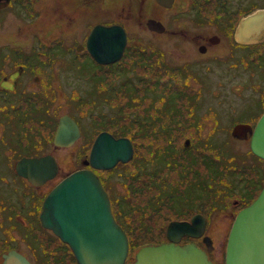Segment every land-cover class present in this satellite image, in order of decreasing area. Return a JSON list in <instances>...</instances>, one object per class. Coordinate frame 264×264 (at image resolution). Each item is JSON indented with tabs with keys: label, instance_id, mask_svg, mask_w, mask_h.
Segmentation results:
<instances>
[{
	"label": "rangeland",
	"instance_id": "rangeland-1",
	"mask_svg": "<svg viewBox=\"0 0 264 264\" xmlns=\"http://www.w3.org/2000/svg\"><path fill=\"white\" fill-rule=\"evenodd\" d=\"M60 1L61 0H36L33 2L32 0H13L10 5L6 4L7 6L4 3H0V53L6 50L13 51L18 49L19 47L14 45L15 42L24 45L27 49L30 48V45H34L31 49L44 51L45 45L42 44L43 41L34 42L33 35H41L46 39L52 34L64 32L66 36L65 39L67 40L68 38L71 41V36H77L79 33L81 34L84 30L82 17H72V13L69 11L67 17H70V19L67 17L65 18L64 12L68 13V10ZM145 1V8L149 11L152 10L153 14L156 12L155 16L159 17V20L165 24L168 33L155 37L151 35L150 32H145L143 27L138 24V17H128L125 28L129 35L132 32L136 42L139 35L143 39L153 36L157 38L156 41L158 45L166 50L168 59L172 64L188 62L191 71L201 80L198 87L203 96L199 99V106L195 114L197 113L201 118L208 109H211L209 112L216 115L217 124L213 119H210L207 123V128H201V136L196 135V137L190 138H198L202 142L201 144L210 147L204 149L208 155L213 154L218 157L220 152H224V155H220L216 161L213 158L209 160V163H212V165L214 163L223 164V166L218 165L215 167L217 172L212 170L213 174L216 173L219 177V185L225 183L223 179L226 176L232 177L230 182L239 185V183L243 182L241 178L248 179L254 175L251 166L256 169L262 168L264 171V162L252 156L249 149V140H235L230 134V128L233 123L252 124L258 114L264 110V56L257 61H251V57L255 58L256 54L264 52V40L261 42L262 44L260 43V45L253 49V53L251 54L247 55L246 51L239 49L231 52L232 47L229 43L230 41L232 42L231 38L233 34L230 36V33L233 27L230 28L229 24L226 22L229 15H233L234 19L232 22H234L236 26L238 20L243 14L247 13V11L264 8V0H175V6L167 11L158 9L155 2L152 3L150 0ZM125 3V5L133 3L136 8H138V3H136L135 0H125ZM25 5L34 7L36 12L33 16L32 14L24 15L23 9ZM141 8L143 9V7ZM196 11L197 13H195ZM198 13L200 19H204L202 20L204 23H200L196 18ZM92 14L93 13L90 14L91 17L89 22L99 20L93 16L95 14ZM30 16L36 18L34 22L30 23L26 20L30 19ZM60 16H62L63 19H61ZM112 17L114 16L112 15ZM213 20L218 22H214ZM221 22L226 24L223 25ZM183 33H186V35H182ZM214 34L220 37V43L211 46L208 44V37ZM173 35L180 37L173 38ZM6 41L9 43L13 42L9 47L3 46ZM199 44L207 45L206 54H203V56L198 52L197 48ZM9 51L6 55L11 54ZM207 57L209 58L207 59ZM65 58L64 60L57 59V62L54 64L57 70L60 71V78L58 77L60 80H57V93L61 97L60 92H63V98L58 99L60 103H58L56 109H58L60 113L68 112L76 120H79L83 125L84 134L82 138L78 139L75 145L76 147L54 152L61 166V172L57 180L64 176L65 171L75 168L77 164L80 165L78 161L84 158L85 153L89 152V148H87L85 144L92 141L99 130L108 129L112 132L117 131L116 128L119 127L121 120H116L115 118H123V115L115 117L113 114L114 112L118 113V111L113 105L115 103L123 104L127 99L126 95L128 93L124 87H122L121 90H114V92L103 88V91L98 93L100 84L98 74L100 71L94 66L96 63L91 61L93 59L87 58L85 61H82V55L73 58L74 64L70 71L69 67L66 66ZM80 64L82 67H79ZM61 66L63 69L60 68ZM119 74L120 76L117 78L118 84L122 82L121 71ZM96 79H98V81ZM70 81L74 93L73 101H68V103H66L68 100H66V93H69V90L72 88L69 86ZM83 96L84 99L82 101ZM103 97H105V100H103ZM14 108L18 111L22 106H15ZM104 108L107 109V112ZM5 110L13 111L12 107L5 109V105L0 102V177L18 184L14 180V176L17 177L14 169L12 167L10 170L7 167L5 169L3 166L4 159L2 156H8V148H12L13 146L16 147V143H13L14 136L9 132H2L3 125L1 116ZM122 113L123 112H120L119 114ZM43 119L44 118H41L40 122L41 129H43V124L45 122ZM112 120H114L113 123ZM178 131L179 130H177L174 135L177 134ZM189 133L190 132L187 131L186 135H191ZM162 138L165 137H156L152 140L155 141V144H161L159 146H165L167 143L163 142L161 140ZM182 138H180L179 141ZM52 139L53 138L48 140L42 139L43 148H41V153L48 150L46 142L52 141ZM175 140H177V138ZM148 145L149 142L146 144V147H148ZM19 152L25 153V151H18V153ZM27 154L28 152L26 151V155ZM192 155L193 151L188 150L184 158L188 159L187 156ZM205 159L206 162L207 158L205 157ZM222 161L223 163H221ZM236 166L238 167L236 168ZM243 167L245 168L243 169ZM235 169L243 170H239L240 173L234 175ZM205 172L207 171L205 170ZM205 172L202 165L200 168L201 178L205 176ZM171 177L172 179L175 177V170L171 172ZM117 178L118 175L115 172L114 179ZM116 183L119 182L116 181ZM183 183L182 181V183H177L174 187L166 188L167 192L165 195L168 197L166 199V207L163 208L164 215L149 210L151 206L148 204L149 193L147 191L146 194L139 195L137 199L133 200L128 198V202H120L121 199L119 198H114L112 200V212H114L113 214L117 220H121V224L126 229L127 237L130 240L126 264L131 263L135 253L143 245L166 242V224H168L170 220L172 221L175 219L172 211L179 215H181L182 212L186 213L189 206L188 201L191 203V206H193L192 201L195 199L194 192L197 186L193 181L187 184ZM8 184L2 182L0 178V199L7 196L9 202L10 197H14V194L11 185ZM52 185L53 184L50 186ZM117 187L120 192L123 191L120 185ZM236 188L238 189L239 186H236ZM236 188L233 187V191L238 193ZM41 190L46 191V188L44 187ZM213 190L215 191L216 187H214ZM32 192L34 191L30 186L26 185L24 197L30 196ZM234 192H222L221 196H226L224 202H226L227 205H231V199L237 197ZM41 193L40 191L38 192V194ZM258 193L259 190L249 201H247V199L244 201L239 200L240 203L238 206L231 205L230 211L237 213L244 206L248 205ZM112 194L114 196H119L114 192H112ZM130 194L129 192L128 195ZM42 198L43 197L40 198L39 204L35 203V205H30V209L35 212L34 215L36 217H38L41 211ZM131 201L135 203L128 206V204H131ZM119 202L121 205L126 204V206L123 209H121V207L118 208ZM182 202H185V204L182 205ZM0 204L4 203L0 202ZM28 204H30L29 201H27V205ZM0 210L1 212L4 211V214H7L6 209L4 210L2 206H0ZM203 211L205 212V209H203ZM121 213H126L127 216H121ZM220 215H222V213L215 216V221L219 220ZM140 221L144 222L142 225L146 226L147 231L142 230L140 227L135 230V225ZM223 225L221 234L210 233L214 240L216 239V242L218 239H221L223 235L225 236V241L227 239L228 233L226 232L229 220L226 219ZM47 237L53 239L54 243L47 245L43 241V239ZM40 238V253H44L47 256V260L45 262L41 261L40 264H51V258L49 256L53 255L54 252H65L66 258L67 255H70L68 264H78L69 247L67 251L63 250L66 248L62 245L61 240L54 239V236L51 234L47 235L44 231L40 234ZM9 247L7 243L0 244V252H5ZM21 250L26 254L30 253V248L26 245V242H23Z\"/></svg>",
	"mask_w": 264,
	"mask_h": 264
},
{
	"label": "flooded vegetation",
	"instance_id": "flooded-vegetation-1",
	"mask_svg": "<svg viewBox=\"0 0 264 264\" xmlns=\"http://www.w3.org/2000/svg\"><path fill=\"white\" fill-rule=\"evenodd\" d=\"M12 1L13 0H6V4L10 5ZM32 1L35 2L36 0ZM150 1L152 3L155 2L157 8L161 10L163 9L164 11L171 9L175 6L176 3L174 0L170 8H165L158 4L156 0ZM60 2H62L68 10V13L64 12L65 18L69 15V11L72 13V17H82L81 19L83 21L84 30L81 34L79 33L77 36L70 35V38H72L71 41L68 38L67 40L65 39L66 36L64 35V32L52 34L46 39L41 35H33L34 42L43 41L42 44L45 45L44 51L31 49V47L33 48L34 45H30V48L27 49L24 47V45L15 42L14 45L18 46V49L13 51L6 50L5 52L0 53V102L1 104L3 103L5 105V109L12 107L13 110L3 111L4 113L1 116V122L3 125L2 132H9L12 136H14L13 143H16V147L13 146L12 148H8V156H2L4 159L3 166L5 167V169L7 167L10 170L12 167L15 172L14 167L16 165V162L20 158L37 157L45 154L53 155L58 163L57 157L55 156L54 152H60L61 150L76 147L75 145L77 141L70 147H55L52 140L46 142L48 150L44 153L40 152L41 148H43L42 139L48 140L50 138H53L60 116L63 114H69L68 112L60 113L58 112V109H56L58 103H60L58 102V99L63 98V92H60L59 90L61 97L57 93V80H60L58 79V77L60 78V71L57 70L54 64L57 62V59L64 60V58L66 57V66H68L69 70L71 71L72 65L74 64L73 58L79 55L83 56V59L81 58L82 61H85L87 58H91L90 53L87 49V38L91 30L95 26L101 25L104 27H111L115 25H121L126 31V43L122 52V56L116 61L99 64L96 63V65L94 64V66H97L100 71V80L106 82L113 81V89H121L122 87L127 86V84H125L126 82H120L119 84L117 83V78L119 76L118 74L121 71V65H125V67H129L130 72H132L133 80H131V86H136V90L138 91L139 87L141 86H152L151 82H147L146 77L144 78L146 80H143V82L139 81L138 71L140 69L146 68L148 70H153L161 68L162 66H164V68L172 67L176 68V72L178 75L177 77L181 78V75H183L184 79L188 81V87H186L185 89L187 90L189 96H193L192 104L194 103V107L191 108L192 113L189 114L192 115V119H182V116H185V114L183 113L184 108L182 109L181 115V113H179L181 111V107L180 109L168 108L169 110H164L165 103L160 102H155L157 103V105H155V107H153V109L147 114L140 115L139 112H133V118L131 117L133 121V129L131 135L133 153L131 161L133 163L134 170L136 174L139 173L143 176L142 178L146 180V184L147 182L151 184L154 181L152 179L154 175L160 174L164 176V173L168 172L169 167H172L173 170H175V177L173 178L174 184L182 183V181L187 184L193 181L199 189L201 183L200 168L203 163L200 160L197 161L194 156L196 150L194 142L189 141L186 138L196 137V135L201 136V128H207V123L210 119H213L217 124L216 115L209 112V110L211 109H208V111L203 114L201 118L197 115V113L195 114L199 106V99L203 96L200 88L198 87V84H200L201 80L194 72L191 71L188 62H182L181 64H172L168 59L166 50L158 45L156 41L157 38L155 37L166 35L168 33L165 24L161 20H159V17L155 16L156 12L155 14H153L152 10L149 11L145 8V0H135V2L138 3L139 9L136 8L133 3L130 5H125V0H61ZM141 7H143V9ZM23 11L24 15L32 14V16L36 12L34 7L30 5H25ZM91 13L95 14L92 15L99 20L89 22ZM112 15L114 17H112ZM32 16L29 17L30 19H26L30 23L34 22V20L36 19L32 18ZM60 17L61 19H63L62 16ZM128 17H138V24L143 27V30H145V32H150V34L154 35L155 37L153 36L143 39L139 35L136 42L135 37L132 35V32L129 35L125 28V23ZM67 18L70 19V17ZM149 19L160 21L164 25L165 30L163 32H157L149 29V27H147V21ZM182 35H186V33H183ZM212 36L208 37V44L211 46L219 44L220 37L216 35L218 37V40L216 41V43H214L210 40ZM175 37L180 36L173 35V38ZM183 37L187 38L186 36ZM11 43L6 41L3 46L9 47ZM229 44L232 47L231 52L239 49L246 51L247 54L246 47H243L242 45L248 44H239L241 46L238 45L237 47H233L231 42ZM199 47H205V50L200 51ZM197 49L198 52L203 56V54H206L205 52L207 51V45L199 44ZM8 51L11 54L6 55ZM208 58L209 57H207V59ZM81 64L79 65V67L81 66ZM60 68L63 69L62 66ZM154 72L161 73L159 71ZM152 75L157 76L154 74ZM167 78L168 77L160 78L163 79V81L158 84L160 90L166 87ZM69 86L72 87L71 81L69 83ZM72 89L73 87L69 90V93H66V100L68 99L66 103H68V101H73L74 93ZM161 94L162 93H157V98L156 100H154L155 97L153 96L152 91L147 90L142 94L143 101L147 100L148 102H153L162 100L164 102V96H162ZM83 99L84 96L82 97V100ZM103 100H105V97H103ZM137 100H140V97L136 95L133 98V104H131L133 108L136 106L134 103ZM15 106H22V108H19V110L17 111V109L14 108ZM105 110L107 112V109ZM42 112H44V115L41 114ZM263 112L264 110L259 114H262ZM41 118H44L43 120L45 121L43 124V129H41ZM76 121L79 123L78 120ZM139 121H141L140 125ZM142 124H144L147 130L146 132L139 134L138 127L141 130ZM79 126L82 137L84 128L82 124L80 125V123ZM190 128L192 129V132L189 131ZM177 130L179 131L174 135ZM187 131L193 134L186 135ZM156 135L158 137H165L161 140L167 144L165 146H159L161 144L158 143L155 144V141L152 139ZM168 136L170 137L167 138ZM177 136H185L182 140L181 146L180 143L176 142L175 140ZM185 139L187 141H185ZM141 142H144V145L142 147H140ZM148 142L149 145L148 147H146V144ZM169 145H174L173 149H168ZM85 146L87 147L88 144H85ZM188 150L193 151V155L187 156L188 159H186L184 158V156H186V152ZM18 151H25V153H18ZM26 151L28 152L27 155ZM156 151L162 152L156 157H153L152 155ZM147 152H152V154H149V156H147ZM87 154L88 153L84 154V158L88 156ZM171 159L173 160V162L171 161ZM80 160L78 161L79 164ZM181 160L183 163L179 162ZM214 165L215 164H213V166ZM210 167L211 165L209 166V168ZM251 167L254 175L248 179L241 178L243 182L239 183V185H237V183L235 185L234 182H230L232 177L226 176L223 179L225 180V183H222L219 186V190L221 191V193L225 191L233 193V187L236 188V186H239L238 189L236 188L238 190V193L234 192L236 193L237 197L231 199L232 206H238L240 203L239 200L241 201L248 199L250 196L255 194L256 191L260 189L264 184V171L262 170V168L256 169L253 166ZM79 168L91 169L88 163H84L83 166L77 164L75 168L65 171L64 175ZM244 168L245 167H243V169ZM243 169H236L234 175H238L240 172L239 170ZM214 171L217 172L215 169ZM60 172L61 168L59 165V173ZM95 172L99 175L101 183L108 193L110 205L112 207V200L114 198H118L117 196H114L112 194L111 188L116 179L111 177L112 175L109 174L108 171L104 172L96 170ZM214 177L216 179L219 178L216 173L214 174ZM0 178L2 179V182H5L7 184L9 183L8 185H11L14 194V197H10L9 202L7 196L0 199V202L4 203L0 204V206H2V208L4 210L6 209L7 211V214H4V211L1 212L2 209L0 210V214H2L0 215V244L7 243L10 246L5 252H0V264H4V254H8L10 251H16L17 253L23 255L31 264H40L41 261L45 262L47 260V256L44 253H40V234L44 231L47 235L51 234L52 236H54V239L59 238L51 230L43 228L41 226L39 215L38 217L34 215L35 212L30 209V205H35V203L39 204L40 198L43 197V194L45 193V191H42L41 189L45 187L46 191H49L55 185L53 184V182L56 178L47 181L43 185H32L25 178L18 175L17 177L14 176L15 182H17L18 184H15L14 182L3 177ZM51 184L53 185L50 186ZM26 185L30 186V188L34 191L28 197H24ZM39 191L40 193L42 191V193L38 194ZM184 192L187 195L186 190H184ZM194 198L195 199L192 201L193 206H191V203L188 201L189 206L187 208V212H182L181 215L177 214L178 218H175L174 220L190 221L191 217L194 214H203V216L205 217V230L203 235L209 236L212 240V249L211 251L207 252L208 257L213 264H224L225 236L223 235L222 238L218 239L216 242V239L214 240L213 236L210 233L213 232L216 234H221L224 226L223 224L226 219L229 220V225L226 232L228 233L236 213L230 211L231 205H227L224 200L223 202H212L211 200L209 201L207 199H204L205 196H203L201 193L195 195ZM27 201H29L30 204L27 205ZM202 202L209 203L205 205L204 213L200 212ZM184 204L185 202H182V205ZM220 213H222V215H220L219 220L215 221V216ZM43 241L47 245L54 243L53 239L49 237L43 239ZM167 241L168 240L166 238V242ZM23 242H26V245L30 248L29 252L32 254H26L21 250ZM189 242H193L203 250H207L202 237L192 238L189 236H184L181 238L179 243L184 244ZM62 245L65 246L66 249H61L67 251L68 245L63 242ZM49 257L51 258V264H68L70 259V255H67L66 258L65 252H54V254Z\"/></svg>",
	"mask_w": 264,
	"mask_h": 264
},
{
	"label": "water",
	"instance_id": "water-1",
	"mask_svg": "<svg viewBox=\"0 0 264 264\" xmlns=\"http://www.w3.org/2000/svg\"><path fill=\"white\" fill-rule=\"evenodd\" d=\"M171 7L174 0H156ZM149 29L163 32V24L155 19L147 21ZM264 38V9H258L241 18L234 31L240 44H252ZM216 43L218 37L212 36ZM126 42L122 27L95 26L89 34L87 48L99 63L117 60ZM204 51L205 47H199ZM76 122L68 115L60 117L54 135V144L70 146L79 137ZM231 136L249 140L251 152L264 159V113L254 127L236 123ZM132 155L128 138H115L108 132L99 133L93 141L88 162L95 169L107 170L118 162H127ZM16 171L33 184L53 178L58 171L51 155L22 158ZM40 221L71 248L78 264H124L128 254V239L113 218L108 195L99 177L89 169L76 170L59 181L46 195ZM205 219L195 214L190 222L171 221L166 228L169 242L144 245L138 249L129 264H213L205 250L194 243L179 244L183 236L200 237ZM207 251L211 239L203 237ZM4 264H31L23 255L10 251L4 255ZM224 264H264V186L257 197L235 216L230 228Z\"/></svg>",
	"mask_w": 264,
	"mask_h": 264
},
{
	"label": "trees",
	"instance_id": "trees-1",
	"mask_svg": "<svg viewBox=\"0 0 264 264\" xmlns=\"http://www.w3.org/2000/svg\"><path fill=\"white\" fill-rule=\"evenodd\" d=\"M197 13V11L195 12ZM247 13L243 14L246 15ZM196 15V14H195ZM199 13L196 15V18L198 19V21L200 23H204V19H200L199 17ZM229 19V22H228ZM228 19H226L227 24H229L230 28L233 27V30H231L230 36L234 33V29H235V23L232 22L234 17L233 15H229ZM214 22H218L216 20H213ZM221 24L225 25L226 23L221 22ZM232 42L231 44L233 45V47H237L239 44L235 43L233 40V35H232ZM262 44V43H261ZM258 45H260V43L258 44H254V45H242L243 47H246V49L250 52L247 51V55L253 53V49L255 47H257ZM241 46V45H239ZM264 56V52H260L259 54H256L255 58L251 57V61H257L259 58ZM92 62H94L93 60H91ZM81 67V66H80ZM84 68V67H83ZM154 71H159L161 73H157ZM121 73H122V82H126L125 84H127V86H125L124 88H126V90L128 91L127 95H126V100L125 102L122 103H115L113 105L114 108H116L117 112H114L115 117L118 116H122L123 118H115L116 120L120 119V125L119 127L116 128L117 131L113 132L116 135H122V136H128L131 138L132 135V129H133V121L131 119L133 112H139L140 115L142 114H147L149 111H151L153 109V107H155V105H157V103L155 102H160V103H165V109L164 110H169L168 108H172V109H180L181 107V111L179 113H181L182 115V109L184 108V114L185 116H182V119L184 118H189L192 119V115H189L190 113H192L191 108L194 107V103L192 104V98L193 96H189L187 90L185 89L186 87H188V81L184 79L183 75H181V78L177 77V72H176V68H172V67H166L164 68V66H162L161 68L158 69H140L138 71V78L139 81L143 82V80L147 79V82H151L152 86L147 85L146 87L141 86L139 87L138 91L136 90V86L133 87L131 86V80H133V76H132V72H130V68L129 67H125V65H121ZM137 73V71H136ZM157 75V76H153ZM120 76V74H118ZM97 76V75H95ZM125 76V77H123ZM142 78H141V77ZM146 77V79H144ZM163 77H168L167 81H166V87L162 90L159 89L158 84L161 83L163 81ZM99 78V88H98V93L103 91V88L105 89H109L112 90L114 92V90H118V89H113V81H101L100 77ZM98 81V79H96ZM144 89V90H143ZM150 90L153 93V96L155 97L154 100H156L157 98V93L164 96V102L161 101H153V102H148L147 100L143 101V92ZM136 91V93H135ZM138 97H140V100H137L134 104L136 105L134 108L133 106H131V104H133V98L136 95ZM179 100V101H178ZM124 110V111H123ZM156 110V109H155ZM120 112H123L122 114H119ZM125 113V114H124ZM176 113V112H175ZM42 115H44V112L41 113ZM177 114V113H176ZM179 115V114H178ZM189 115V116H188ZM125 116V118H124ZM133 118V117H132ZM137 118V117H134ZM2 119V117H1ZM115 120V121H116ZM139 120V119H138ZM114 122V120H112V123ZM111 123V124H112ZM144 123V122H143ZM141 124V121H139V125ZM139 129V134L146 132V127L144 126V124H142V129ZM189 131L192 132V129L190 128ZM189 134H193V133H189ZM158 137L157 135L154 137L156 138ZM170 136H168L167 138H169ZM182 137L177 136V140L176 142L180 143V146L182 144V140L183 138L179 141V139ZM172 139V138H171ZM194 145H195V153L194 156L196 158L197 161H201L203 163V170L205 172V170L207 172H205V176H203V178H201V186H199V189L197 188L194 192V195H197L198 193H201L203 196H205L204 199L207 200H211L212 202H223V200H225L226 196H221V191L219 190V178L214 177V174L212 172V170L215 169L216 166L218 165H222L223 164H217L214 163L215 165L213 166L212 163H209V160L211 158H213L215 161L218 159V157L220 155H224V152H220L217 155H213V154H206L205 150L207 148L206 145L201 144L202 142L198 139V138H194L193 139ZM144 145V142L140 143V147H142ZM178 145V143H177ZM172 145L168 146V149H173L174 145L171 147ZM197 151V153H196ZM162 152V151H161ZM161 152L156 151L155 153H153V157H156L158 154H160ZM147 156H149V154H152V152H147ZM205 157L207 158V161L205 162ZM171 161L173 162V160L171 159ZM180 162V161H179ZM176 163V162H175ZM173 163V164H175ZM182 163V161L180 162ZM223 163V161L221 162ZM211 165V167L209 168V166ZM238 166H236L237 168ZM216 170V169H215ZM173 171L172 167H169L168 172L164 173V176L157 174L154 175V177L152 178L154 181L149 184L147 182V184L145 183L146 180L144 178H142L143 176L140 175L139 173L136 174L134 167H133V163L130 160L127 164H122L119 165L117 167V170L115 171H110L109 174H111L114 178V174L116 172V174L118 175V178L116 179V181L114 182L113 186H111L112 188V192L117 193V196L120 200V202L122 201H127L128 202V198L130 199H137L139 197V195H144L146 194V191L149 193L148 195V204L151 206L149 210H152L153 212L156 213H162L164 215V207H166V199H167V195H165L166 188H171L177 185L173 183V179L171 177V172ZM234 172H236V169L234 170ZM179 184V183H178ZM121 186V188L123 189V191H119L117 186ZM216 187V190L214 191L213 188ZM185 190V189H184ZM131 193L130 195H128V193ZM125 199V200H124ZM118 202V201H117ZM119 202V207H121V209H123L126 204H120ZM135 203V202H134ZM131 201V204L129 205H133L134 204ZM209 204L207 202H202V206L200 207L201 210H203L205 208V205ZM173 213V212H172ZM173 215L175 216V218H178V216H176L177 214L173 213ZM121 216H127L126 213H121ZM149 216V215H147ZM119 221V220H118ZM120 225L123 227V229L125 230V232L127 233L126 229L124 228V226L121 224V220L119 221ZM144 222L140 221L138 222V224L135 225V230H137L139 227L144 230H146V226L142 225ZM167 225V224H166ZM128 227V226H127ZM134 228V226H133ZM129 244H130V240H129Z\"/></svg>",
	"mask_w": 264,
	"mask_h": 264
},
{
	"label": "bare ground",
	"instance_id": "bare-ground-1",
	"mask_svg": "<svg viewBox=\"0 0 264 264\" xmlns=\"http://www.w3.org/2000/svg\"><path fill=\"white\" fill-rule=\"evenodd\" d=\"M114 213V212H113Z\"/></svg>",
	"mask_w": 264,
	"mask_h": 264
}]
</instances>
